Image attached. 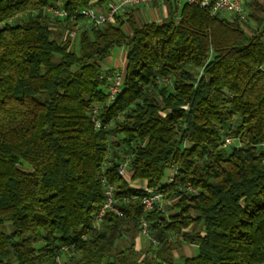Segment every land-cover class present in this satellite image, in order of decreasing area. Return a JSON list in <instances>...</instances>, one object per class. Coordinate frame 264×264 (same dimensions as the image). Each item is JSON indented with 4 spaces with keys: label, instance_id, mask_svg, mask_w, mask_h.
Here are the masks:
<instances>
[{
    "label": "trees",
    "instance_id": "1",
    "mask_svg": "<svg viewBox=\"0 0 264 264\" xmlns=\"http://www.w3.org/2000/svg\"><path fill=\"white\" fill-rule=\"evenodd\" d=\"M54 1L0 0V264H176L184 241L198 251L179 264H264V8L241 21L177 3L161 22L118 16L71 38ZM62 2L79 19L91 5ZM114 48L125 76L108 103ZM103 179L123 217L96 221ZM141 181L165 208L143 210Z\"/></svg>",
    "mask_w": 264,
    "mask_h": 264
},
{
    "label": "built area",
    "instance_id": "2",
    "mask_svg": "<svg viewBox=\"0 0 264 264\" xmlns=\"http://www.w3.org/2000/svg\"><path fill=\"white\" fill-rule=\"evenodd\" d=\"M155 1L162 0H109L103 7L93 4L94 0H91V5L82 9L79 14L82 19L78 18L77 14H70L64 7L62 0H55L54 2L46 6L47 13L57 20H64L62 28L66 34L71 38L84 27H97L106 23L115 22L118 16L124 14L128 9L136 7L142 4H150ZM248 0H179V3L188 2L190 4H196L202 8L207 9L211 15L217 14H231L238 17L241 21L246 20L248 9L246 2ZM178 21V19H176ZM264 69V65L262 67ZM125 70L124 68H117L111 75H108L109 88H108V103L116 99L121 92L124 83ZM91 119L96 128L102 126V119L99 117V106L96 104L91 110ZM234 141L233 138L227 137L223 142V146H228ZM129 170V161L123 162L118 169V174L125 176ZM106 183L104 191V201L100 208V211L96 215V221L100 220L106 213L111 212L118 217H123L124 213L118 206V198L115 195L116 186L108 184L106 179H103ZM139 187L144 191V195L141 198L143 210L149 212L155 208L162 209L166 204V198L164 194L156 189L148 188L146 182L139 184ZM189 190H193L192 187H188ZM126 199V198H125ZM139 237H148L149 224L145 218H141L139 224ZM153 245H156V240L151 238ZM62 247L61 250H65ZM59 264H66L61 258L57 257Z\"/></svg>",
    "mask_w": 264,
    "mask_h": 264
},
{
    "label": "crops",
    "instance_id": "3",
    "mask_svg": "<svg viewBox=\"0 0 264 264\" xmlns=\"http://www.w3.org/2000/svg\"><path fill=\"white\" fill-rule=\"evenodd\" d=\"M256 2H258V4H260L259 6H262L264 8V0H248L246 2V6L248 10H253L254 8H256ZM178 3V6H181V3H179V0H162V1H155L152 2L150 4H142V5H138L136 7L130 8L128 9L124 14H122L121 16L123 18H127L128 16H133L134 19L139 23V24H143V23H148V22H161L163 19L167 18L170 14V12L172 10H174L176 8V5ZM125 29L130 32V27L128 25H125ZM126 64V61H125ZM125 64L124 65H116L114 68H125ZM144 183V181H143ZM141 237L136 238V247L138 249H145L147 247H142L141 246ZM185 243V242H184ZM183 243V245L181 247H184L185 244ZM180 247V248H181ZM178 248V249H180ZM178 249H176L174 251V255L175 258L178 255ZM194 253V251H193ZM190 255H186L183 257H189ZM193 256V255H192Z\"/></svg>",
    "mask_w": 264,
    "mask_h": 264
},
{
    "label": "rangeland",
    "instance_id": "4",
    "mask_svg": "<svg viewBox=\"0 0 264 264\" xmlns=\"http://www.w3.org/2000/svg\"><path fill=\"white\" fill-rule=\"evenodd\" d=\"M225 16H231V14L227 13V14H223ZM23 17V16H22ZM21 18V16H18L15 18V20H19ZM76 51H79V39L77 37L76 39ZM126 48H114L112 50L111 55L103 62V68H114L116 65H124L125 64V60H126ZM167 204V201H166ZM166 204L164 205V208L166 206ZM185 246L181 247L180 249H178L177 252V256H176V264L180 263V260L183 256H186L187 254L190 255L192 254L193 256L197 254L198 248L197 246H195L194 243L189 242V241H184ZM149 244L148 242V238L146 237H142L141 240V246L142 247H147ZM146 249V248H145ZM194 251V253H193ZM191 255V256H192Z\"/></svg>",
    "mask_w": 264,
    "mask_h": 264
}]
</instances>
